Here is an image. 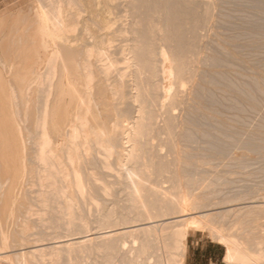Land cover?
<instances>
[{
    "label": "bare ground",
    "instance_id": "6f19581e",
    "mask_svg": "<svg viewBox=\"0 0 264 264\" xmlns=\"http://www.w3.org/2000/svg\"><path fill=\"white\" fill-rule=\"evenodd\" d=\"M221 1L35 0L16 12L0 11V34L10 28V36L0 39V264H73L80 255L74 251L88 249L111 251L114 264H185L188 238L201 223L226 246L229 264H264V189L250 185L244 195L239 190L243 202L232 196L226 212H235L236 219L227 231L211 219L224 204L215 206L216 192L210 189V196L199 188V170L211 163L203 151L212 159L208 149L217 146L213 157L227 160L236 145L243 152L237 159L264 160L262 128L248 129L247 117L239 120L245 112L240 108L257 112L260 106L263 94L258 99L253 93L261 91V78L256 85L245 79L250 65L256 67L249 59L260 49L250 46L252 54H244L250 50L241 38L246 25L237 27L240 37L238 30L231 33L237 40L225 36L230 44L243 39L238 43L219 36L212 26L226 20L222 9L231 2L224 0L220 9ZM253 1L264 7V0L247 4ZM245 19L253 25L252 16V23ZM248 29V35L259 31ZM210 32L209 38L224 39L214 38L216 45L207 38L213 49L227 44L221 54L206 49L217 56L205 53ZM257 33L261 47L257 36L264 32ZM247 40V47L259 44ZM262 66L251 71L264 73ZM200 97L204 104L212 99V109ZM196 113L212 120L214 135L204 130L211 120L202 117V123ZM232 113L247 128L235 124ZM195 126L209 136L196 134L197 139L206 136V145H219L193 152L184 142Z\"/></svg>",
    "mask_w": 264,
    "mask_h": 264
},
{
    "label": "rangeland",
    "instance_id": "374dc122",
    "mask_svg": "<svg viewBox=\"0 0 264 264\" xmlns=\"http://www.w3.org/2000/svg\"><path fill=\"white\" fill-rule=\"evenodd\" d=\"M28 1L30 2V1H35V0H0V11L1 12H6V11H14L15 10V12L16 11H18V8L20 9V7L23 5L24 7L26 6V4H28ZM42 1H44V0H42ZM225 1H228V0H225ZM229 1H231L233 4V6L232 5H229V3H231V2H226V3H224V0H223V2L221 1V4L219 5V8H220V6H221V8L220 9H222L223 8V3L225 4L224 6H226L227 5V7H228V9H231V11H232V8H230V7H233V11L234 12H231L230 10L228 11V9H222V10H225V13L223 14V15H221L223 18H224V16L226 17V20L225 19H221L220 17V14L219 13H221V11L220 12H217L218 14H217V16L218 17H216L217 18V20H218V18H220L219 19V21H217V22H215L214 24H213V26L212 27H217L216 29L217 30H221V33L222 34H220L219 33V31H218V33H219V36H222L223 35V38H225V36H226V34H229L228 36L229 37H231V33H232V35L234 34V32L235 33H237L238 31V35H239V37L241 36V33L240 32H243V34H242V36L243 37H241V38H243L244 39V35H245V39H247V38H249V40L251 41V39H255V34L257 33H253V34H250V35H248V30H251V29H253V31L254 30H259L258 31V33H260V30H261V32L263 31L264 32V14H262V13H264V7L261 5V7L260 6H257L256 5V7H258V9L255 7V2L253 3L254 5H252V6H249L248 4L249 3H251V0H248V1H250L249 3H248V1L247 0H245V2L247 1V3H245V2H243V0H238L239 1V3H237V0H236V2H235V0L233 1V0H229ZM240 1H241V3H242V5H241V3H240ZM15 2V3H14ZM218 2H220V1H218ZM17 3V4H16ZM235 3H237L238 5H240L239 6V8H237L236 9V7L238 6L237 4V6H235L234 7V5H235ZM244 3L246 4V5H244ZM229 5V6H228ZM12 7H14L13 9H11ZM259 7H260V9H259ZM225 8V7H224ZM239 9V10H238ZM253 9H255L253 12L254 13H251V10H253ZM4 10V11H3ZM218 11V10H217ZM236 11H237V13H236ZM238 11H242V12H238ZM249 11H250V13H249ZM224 12V11H223ZM227 12V13H226ZM244 12H246V13H244ZM247 12H248V14H247ZM230 13H232V14H234V16L232 17V14H230ZM240 14V16H237L236 18H234L235 17V15H239ZM243 15H245V16H247V17H243ZM249 15V16H248ZM260 17H259V16ZM261 15H262V17H261ZM220 16V17H219ZM242 16V17H241ZM251 16H252V20H253V18H254V23H252V20H251V22H250V18H251ZM257 16V17H256ZM243 18V19H241V18ZM215 18V19H216ZM240 18V19H239ZM245 18H247V19H249L248 21L250 22V23H252L253 25H248V22H244V20H246ZM257 18H260L258 21H260V22H257V26L256 25H254L256 22H255V20L257 19ZM231 19V20H230ZM234 19H236V21L234 20ZM233 20H234V23H233ZM240 21V22H239ZM247 21V20H246ZM236 22V23H235ZM239 22V23H238ZM243 22H244V24H243ZM263 24H262V23ZM262 24L263 25V27H262V25H261V27H258V26H260V24ZM238 24V26H236ZM239 24H240V26H242V28L244 29L245 27V25L247 26L246 28L248 29V26L249 27H251V26H255V29H254V27H252L251 29H248L247 31L248 32H246V28L242 31L241 30V27H240V29L239 28H237V27H239ZM259 24V25H258ZM218 26H219V28H218ZM236 26V27H235ZM227 27V28H226ZM230 27H232V29L230 28ZM233 27H234V29H233ZM236 28V29H235ZM260 28V29H259ZM223 29H224V31H226L227 30V32L225 33V34H223L224 33V31H223ZM226 29V30H225ZM231 30V32H230V30ZM217 30H214V32H213V30H212V28H211V30H209V31H211V32H213L214 33V35H215V32L217 33ZM233 30H235V31H233ZM238 30V31H237ZM241 30V31H240ZM5 34L3 33V34H0V39H2V40H6L9 36H10V34H9V32H10V28H6V30H5ZM210 32V35H209V33H208V35H207V37L205 38V41H204V43L205 44H203L204 45V47L207 45V43H208V45L205 47V53L207 52V50L206 49H208V48H211L212 50H214L215 48H216V50H214V52H218V50H220V47L222 46V45H224V43H222V45H220L219 43V45L220 46H217V47H215L216 45H217V41H218V39L216 38V36H212V38H209V37H211V34H213V33H211ZM251 33H252V31H251ZM257 33V34H258ZM216 35H218V34H216ZM238 35L236 36V34L234 35V36H232L233 38L236 36V38L235 39H233L232 37L230 38V40H237V38H239L238 37ZM251 35H254V36H252V37H249V36H251ZM261 35V34H260ZM209 36V37H208ZM219 36H217L218 38H219ZM247 36V37H246ZM257 36V35H256ZM264 37V33H262V35H261V37ZM260 36H257V38L258 39H260V40H263V43L261 44L262 46L260 47L259 45H260V41H256V39H255V41L254 42H252L251 41V43H259L258 45H249L248 47H247V42H248V40L247 41H245V39H244V42L243 43H245L246 44V46H245V48H248V49H250V48H252V47H250V46H254V48L256 47L257 49H260V51L259 50H257L256 48H255V50L256 51H259V52H255L256 54H257V57H256V62L258 61H260V63H258V65H260V66H262V63L264 62V39H263V37L262 38H259ZM211 39V40H213V42L216 44H214V49H213V46H211V42H208L207 40L208 39ZM214 38H216L217 39V41L215 42L214 40ZM222 38V37H221ZM243 39H240V41L241 40H243ZM220 41H218V42H223V40L222 39H219ZM222 40V41H221ZM239 40V39H238ZM210 41V40H209ZM240 41H236L237 43L238 42H240ZM224 42L225 43H227L228 44V42H229V40H228V42H227V40H226V38H225V40H224ZM233 41H231V44H233V43H236L235 41L232 43ZM243 43H241V44H243ZM250 43V42H249ZM248 43V44H249ZM250 43V44H251ZM213 44V43H212ZM227 44H225L226 46H227ZM230 44V42H229V45H231ZM224 45V46H225ZM211 46V47H210ZM233 47H235L234 45H233ZM217 48H219V49H217ZM222 48V47H221ZM210 49V50H211ZM243 49H244V47H243ZM243 49H242V47H241V51H243ZM210 50H208V52L207 53H209L210 54V52H212V54H213V51H210ZM221 50H223V49H221ZM254 50V51H255ZM251 52L250 54H252V52H253V49H250V50H244L243 52H244V54H247L248 52ZM222 52V51H221ZM206 53V54H207ZM255 53L253 52V57H254V55H255ZM263 53V54H262ZM216 54V53H215ZM215 54H213V55H215ZM218 54H221L220 52H218ZM249 53L247 54V55H250ZM246 55V57H247V59L249 58V56H247ZM252 55H251V57H252ZM260 55H262L261 57H263V58H260L259 56ZM211 56V55H210ZM216 56H217V54H216ZM221 56V55H220ZM256 56V55H255ZM252 57V59H249L250 60V64H255V66L257 67L258 65H257V63H255V57L253 58ZM258 58H260V60L258 59ZM251 60H253V63H251ZM263 61V62H262ZM219 63H222V61L220 62V59H219ZM253 64V65H254ZM221 66H222V64H220ZM206 67L207 69L205 70L204 69V67ZM202 67V70H201V73L203 74V72H205L206 71V73H204L205 75L207 74V73H209V69H210V66H209V63H205L204 65H203ZM251 66V68H249L250 70V72H249V74H251V75H249L248 76V74H247V72L246 71H248V69L247 68H245L244 70H245V72H246V76H245V79L246 80H248V81H252V84H257L256 82H259V80L258 79H260V82H259V84L258 85H260L261 87H263L264 86V82H262V79H263V75H264V73L262 72V69H261V72L263 73V75H262V73L261 72H259V73H255L256 72V69H253V68H256V67H254V66H252V65H250ZM263 66H264V64H263ZM263 66H262V68H263ZM259 67H257V70L258 71H260V69H258ZM253 69V71H255L254 73L251 71ZM240 71H243V70H240ZM263 71H264V69H263ZM253 73V74H252ZM256 74L258 75V76H256ZM262 75L261 77L259 76V75ZM252 75H255L256 76V78H253V76ZM254 76V77H255ZM247 77H250V80H249V78H247ZM253 78V80H252V78ZM259 77V78H258ZM208 78V75H207V77H205L204 78V80L205 79H207ZM254 79H255V81H254ZM234 80H236V79H234ZM257 80V81H256ZM255 83H254V82ZM205 82H208L207 80H205ZM249 82V83H250ZM263 84H262V83ZM251 84V83H250ZM255 85H252L253 86V88L251 87V85H250V87L252 88V90L254 91V88H260V90L262 91H259L258 93H257V91H255V93H253V95H255L258 99H259V97H260V100H259V102H260V104L259 103H257L258 104V109L257 108H255V107H251V105L249 106V107H251V108H254V109H257L256 111L257 112H255L254 110H248V105H247V107H245V108H240L241 109V111L243 112V111H245V112H240V110H237V111H239L238 113L240 114V113H242L243 114V116H242V114H241V116L240 117H242V118H240V117H234V116H237L238 115V113H237V115H233V113H232V117H234V119L232 118V120H233V122H234V120H235V122L236 121H238V120H236L237 118L239 119V120H242L243 121V118L244 119H246L245 117H247V121L248 122H252L251 123V125H250V123H248V122H246V123H244L245 125H247L248 126V129H252L251 127H254L252 130H256V128L258 129L259 128V131H260V129L261 130H263V132H264V114H262L263 112H264V88H262L261 89V87L259 86L258 87V85L256 86V87H254ZM205 86H206V84H205ZM256 88V89H257ZM255 89V90H256ZM207 92H208V94H206L207 92H205V95H210L211 96V92H210V90H208V88L206 87V89H205ZM258 94L259 95H262V96H259L258 97ZM203 96H204V94H203ZM208 97V96H207ZM213 97V96H212ZM255 97V98H256ZM201 98V97H200ZM204 98V97H203ZM214 98V97H213ZM252 99L254 98V96L253 97H251ZM254 98V99H255ZM207 99V98H206ZM211 99V98H210ZM251 99V100H252ZM253 99V103H255V102H258V101H256V100H258V99H255L254 100ZM199 101H201L203 104H204V102L206 103V101H205V98H204V102L202 101V98L201 99H199ZM255 101V102H254ZM263 101V102H262ZM208 102H210V100L208 101ZM207 102V103H208ZM213 101H212V99H211V103H212ZM201 103V105L203 106V104ZM211 103L210 104H204V106H205V108H210L211 107ZM256 104V103H255ZM256 104V105H257ZM263 105V106H262ZM246 106V105H245ZM244 107V106H243ZM204 108V107H203ZM202 108V109H203ZM210 109H212V108H210ZM250 109V108H249ZM260 109V110H259ZM262 109V110H261ZM247 110H248V112H247ZM198 111V110H197ZM197 111H195V112H197ZM204 111L206 112L207 111V115L210 113V112H208L209 111V109H204ZM204 111L202 112V113H204ZM262 111V112H261ZM200 112V114H202ZM252 112H254V113H256V115H255V119H254V113H252ZM260 112V113H259ZM199 113V112H198ZM248 113H250V115L248 114ZM197 114V113H196ZM246 114V115H245ZM262 114V115H261ZM195 115V114H194ZM205 115V114H204ZM204 115H199V114H197V116H200L201 117V119L202 120H204L203 118H206V116L205 117H203ZM251 115H252V117H251ZM197 116H195V117H197ZM259 116V117H258ZM194 116H191V118L190 119H196L195 117L193 118ZM200 117H198V118H200ZM203 117V118H202ZM197 118V119H198ZM208 118V117H207ZM206 118V119H207ZM236 118V119H235ZM252 118V119H251ZM261 118H263L262 120L263 121H261ZM188 119V118H187ZM186 119V120H187ZM196 119V120H197ZM210 118H208L207 119V121L209 120ZM256 120V121H254V120ZM259 119V120H258ZM189 120V119H188ZM211 120V119H210ZM246 120H244L243 122H245ZM198 121V124L200 123V119H198L197 120ZM196 121V122H197ZM241 121V122H242ZM192 122V121H191ZM190 122V123H191ZM195 122V121H194ZM192 123L193 125L194 124H196L197 125V123L195 122V123ZM202 122V121H201ZM210 124L208 125V127H207V129H205L204 128V130H207V132H208V129L209 128H211L212 130H211V133H213V135H214V133H215V131H214V129H215V127L214 126H212V120L211 121H208ZM241 122L240 121H238V122H236L235 124H238V125H240V126H244V127H246L247 128V126H245L244 124H241ZM261 122V123H260ZM202 123H206L205 122V120H204V122H202ZM202 123H200L202 126L204 125V124H202ZM258 123H259V126H258ZM252 124H257V125H252ZM263 124V125H262ZM201 125H197V126H201ZM207 125V124H206ZM214 125V124H213ZM250 125V126H249ZM188 126H189V124H188ZM256 126V127H255ZM193 127V126H192ZM191 127V124H190V127L189 128H192ZM204 127H205V125H204ZM212 127H214V129L212 128ZM250 127V128H249ZM188 128V130H190L191 131V129H189ZM196 128V126L194 127V129ZM198 128L199 127H197L196 128V132L194 131V130H192V131H194V132H190V131H188L187 133H188V138L187 139H189L188 140V142H184L189 148H193V149H191L192 151L195 149H197L199 146V148L201 149V150H205V148H206V146H208V145H211V147L213 146L214 147V144H216V142L214 143H212V144H210V143H208V145H206L207 144V140H208V138H206V136H205V139L204 140H206V141H201V139H197L196 138V134H198L197 135V137L201 134L202 136H204V134L205 135H207L205 132H202L200 129H202L203 127H201L199 130H200V132L201 133H197V130H198ZM203 130V129H202ZM216 130V129H215ZM210 132V131H209ZM262 132V133H263ZM190 133H193L192 135H194L195 134V138H193V140H194V142H196L195 144L194 143H192L193 142V140H191L192 138L191 137H193ZM191 136H190V135ZM263 136H264V134H262ZM202 136H200V137H202ZM263 136H260L258 139H262L263 138V140H264V137ZM191 139H190V138ZM199 137V138H200ZM207 137H209L208 135H207ZM202 138H204V137H202ZM211 138V137H210ZM209 138V140H212L213 138H214V136H212V139H210ZM197 139V140H196ZM200 140V141H199ZM189 141H192V142H189ZM213 141H214V139H213ZM210 142V141H209ZM206 143V144H205ZM262 143H264V141H262ZM196 144H198V146L195 148V146H196ZM192 145H195V146H192ZM216 145H219L218 143L216 144ZM202 146V147H201ZM204 146V147H203ZM224 146H222V147H220V148H223ZM234 147H236V148H234ZM215 148H217V146H215L213 149L215 150ZM219 148V149H220ZM231 149L228 151L229 152V156L227 157L228 159L227 160H225V159H219V158H217V157H215V155H214V157H213V153H216V152H214V150H212L211 148H210V150L208 149V151H209V153H210V151H211V153H212V159H211V156L209 157V155L210 154H208V155H205L204 154V151H203V154L202 155H204V157L206 156L207 158H208V161H210L211 163H209V164H207V165H205L203 168H201L199 171H202V175H203V177H204V180L200 183L201 184V186L199 187L200 189H209L208 191H205V192H211V190H212V193H214V192H216V194L214 193L213 194V198H214V196H216L213 200L214 201H218V203L215 205V206H219V207H222L221 205H223V206H225V207H222V209L221 210H214L212 213V215H211V219L213 220V222L215 223V224H217V225H220L221 224V226H223L224 228H227V231H228V229L229 228H231L232 227V223L234 222L233 220H235L236 219V214H234L235 212H230V213H228V212H226V210L228 209V205H230L231 204V198H232V196L234 195V194H236L237 193V195H238V193H240V191L241 192H243V191H245V190H247V188H248V186H252L251 187V189L255 186V188L256 187H259V188H257V190L259 189V191H262V190H260L261 188L260 187H262L263 189H264V173H262V171L264 172V160H263V158H260L259 157V159L260 160H257V158H258V156L256 157V156H254V155H250L248 158H249V161H248V158L247 159H242V160H239V159H237V157L238 156H240L241 155V153H243L241 150H239L240 151V153L239 152H237L236 150H238V149H240L238 146H232V147H230ZM233 149V150H232ZM234 149H236V150H234ZM193 151V152H196L197 153V151ZM206 150H207V148H206ZM205 150V151H206ZM200 151V150H199ZM216 151H218V148H217V150ZM202 152V151H201ZM201 152H199V154L201 153ZM236 152V153H235ZM206 153H208L207 151H206ZM232 153H233V155H232ZM237 153H239L238 155H237ZM201 155V156H202ZM234 155H235V157H234ZM237 156V157H236ZM232 157V158H231ZM196 158H198V157H196ZM199 158H201V157H199ZM236 158V159H235ZM250 158L252 159V160H250ZM216 160V162L214 163L213 161H215ZM219 160V162H217ZM225 160V161H224ZM237 160V161H236ZM263 162H262V161ZM228 161V162H227ZM230 161V162H229ZM251 161V162H250ZM215 164H213V163ZM226 164H225V163ZM222 164L223 163V165H220V164ZM233 163V164H232ZM257 163V164H256ZM259 163H261V164H259ZM212 164V165H211ZM248 164V165H247ZM209 165H211V166H217V167H212L211 168V166H209ZM240 165H242V166H240ZM253 165V166H252ZM256 165V166H255ZM219 166V167H218ZM232 166V167H231ZM258 166V167H257ZM261 166V167H260ZM207 167H209V168H207ZM229 167V168H228ZM255 167V168H254ZM206 168V169H205ZM219 170H218V169ZM231 168V169H230ZM208 169V170H207ZM210 169V170H209ZM213 169V170H212ZM225 169V170H224ZM258 169V170H257ZM212 170V171H211ZM221 170V171H220ZM238 170V171H237ZM255 170H257V171H255ZM212 173H211V172ZM220 171V172H219ZM210 172V173H209ZM220 173V174H218V173ZM229 172V174L227 175V173ZM252 172V173H251ZM211 174V175H209V174ZM222 173V174H221ZM244 173V174H243ZM259 173V174H258ZM217 174V175H216ZM225 174V175H224ZM240 174H241V176H240ZM213 175H216L215 177L217 178H215ZM219 176H222V177H219ZM250 178H248V177ZM252 178H251V177ZM245 177V178H244ZM211 178V179H210ZM219 178V179H218ZM229 178V179H228ZM262 178V179H261ZM223 179V180H222ZM234 179H236L235 181H234ZM252 179V180H251ZM261 180V181H260ZM248 181V182H247ZM253 182V183H252ZM260 182V183H259ZM203 183V184H202ZM263 183V184H262ZM170 183H168V185H169ZM243 184V185H242ZM246 184V185H245ZM166 185V184H165ZM240 185V186H239ZM254 185V186H253ZM245 186V187H244ZM247 186V187H246ZM237 187V188H236ZM239 187V188H238ZM241 187V188H240ZM243 187V188H242ZM198 188V189H199ZM232 188V189H231ZM233 188H234V190H233ZM211 189V190H210ZM220 189H222L221 191H220ZM236 189V190H235ZM250 189V187L248 188V190ZM214 190V191H213ZM226 190H228V191H226ZM240 190V191H239ZM222 191H224V192H222ZM234 191V192H233ZM239 191V192H238ZM258 191V192H259ZM264 191V190H263ZM209 192V194H211L210 196H212V193H210ZM217 192H220V193H218L217 194ZM258 192H256V193H258ZM221 193H222V195H221ZM244 193H246V191L245 192H243V195H244ZM261 193V192H260ZM263 193V192H262ZM227 196H226V195ZM221 195V196H220ZM224 195V196H223ZM231 197H230V196ZM237 195H234V196H237ZM240 195V194H239ZM237 196V197H234L235 198V201L234 202H243L244 200H241V198L243 197V195H242V193H241V196L242 197H240V196ZM217 197H219V198H217ZM226 197H229L230 199H228V198H226ZM216 198L218 199V200H216ZM237 198H240V199H237ZM221 199H222V201H221ZM224 199L226 200V201H229L230 200V202H226V201H224ZM243 199V198H242ZM241 200V201H240ZM221 202V203H220ZM224 208V209H223ZM220 209V208H219ZM217 211V212H216ZM210 217V216H209ZM209 220H210V218H209ZM211 221V220H210ZM233 221V222H232ZM225 223H227V224H225ZM231 223V224H230ZM229 224H230V226H229ZM225 225V226H224ZM228 226H229V228H228ZM247 228H249V227H247ZM195 239H201L202 241H201V244H204L205 246H210V248H213V249H216V254H214V259H213V262L212 263H210V264H229L226 260H225V255H226V253H227V250H226V246L223 244V243H221V242H219V239H218V236L216 237L215 236V233H211V231L209 230V229H207L206 227H204L203 226V224L201 223L200 224V228H197L195 231H193L191 234H190V236H189V238H188V241H187V247H188V245H189V243L191 242V241H194ZM214 245V246H213ZM47 251H46V253L45 254H49L50 253V251H49V249H46ZM77 252H79V253H77ZM81 252V253H80ZM65 253V252H64ZM75 253V254H74ZM74 253L72 254L74 257H76L78 254H80V255H78L77 256V260L76 261H72V262H74L73 264H114L115 262H116V260H114L113 259V254L114 253H112L111 251H108V250H77V251H74ZM186 254H187V248H186ZM64 255V254H63ZM210 255V252H207L206 253V257H208ZM47 257H49V255H47ZM78 257H79V259H78ZM75 259V258H74ZM185 259H186V256H185ZM15 260V259H14ZM12 262H15V261H11V263ZM125 262V261H124ZM124 262L123 261H121V260H118L117 261V263H119V264H124ZM208 262H209V260H207L206 258L204 259V261H203V263L204 264H208ZM12 264H14V263H12ZM18 264V263H17ZM21 264H23V263H21ZM25 264V263H24ZM62 264H67L66 262H64V263H62Z\"/></svg>",
    "mask_w": 264,
    "mask_h": 264
},
{
    "label": "crops",
    "instance_id": "0c3cea01",
    "mask_svg": "<svg viewBox=\"0 0 264 264\" xmlns=\"http://www.w3.org/2000/svg\"><path fill=\"white\" fill-rule=\"evenodd\" d=\"M201 241V239H195L189 243L187 247L185 264H204L203 261L205 258L209 260L208 264L213 262L216 249H213L214 247L210 248V246L201 244ZM207 252H210L208 257H206Z\"/></svg>",
    "mask_w": 264,
    "mask_h": 264
}]
</instances>
